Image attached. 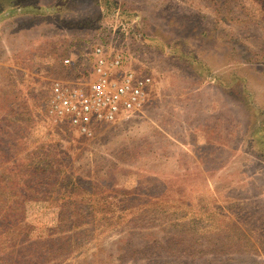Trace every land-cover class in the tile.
Returning <instances> with one entry per match:
<instances>
[{"label": "rangeland", "instance_id": "rangeland-1", "mask_svg": "<svg viewBox=\"0 0 264 264\" xmlns=\"http://www.w3.org/2000/svg\"><path fill=\"white\" fill-rule=\"evenodd\" d=\"M99 45L155 87L85 136L49 101L89 83ZM258 130L264 0H0V264H264ZM109 199L107 221L59 224Z\"/></svg>", "mask_w": 264, "mask_h": 264}, {"label": "built area", "instance_id": "built-area-1", "mask_svg": "<svg viewBox=\"0 0 264 264\" xmlns=\"http://www.w3.org/2000/svg\"><path fill=\"white\" fill-rule=\"evenodd\" d=\"M93 78L88 84L53 85L49 113L67 121L81 135L91 136L93 126L115 123L140 112L154 87L152 78L133 69L122 75L128 58L122 51L109 50L103 45L94 49ZM70 64V60H65Z\"/></svg>", "mask_w": 264, "mask_h": 264}, {"label": "trees", "instance_id": "trees-1", "mask_svg": "<svg viewBox=\"0 0 264 264\" xmlns=\"http://www.w3.org/2000/svg\"><path fill=\"white\" fill-rule=\"evenodd\" d=\"M264 131H257V132H253V138H255L256 140V143L259 144V152H255L256 154H258V159L262 162H264V142L262 140V135H263ZM251 155L255 158V156L251 153ZM52 171V170H51ZM79 185L81 186L82 184L79 183ZM72 186H75V184H67L65 189L66 190H70L72 189ZM121 198H123V196H120ZM122 200H113V199H109V200H103V203L106 204L104 208L108 207L109 206V209H111V212H108L106 214V216H103L102 218L100 217H96L95 214H87L86 216L83 214V215H80V217H74L73 214H70L67 219L65 220V212H61L60 215H59V218H58V221H59V224L61 225V227L64 225L65 221L68 222V224L70 225V230L73 232L75 229L77 230L78 228H82V227H85L86 225H89L87 224L88 222H84L86 219L90 220V224H97V223H101L103 221H107L108 219H110V217H112V215H114V212L112 210V208L117 204V208L120 206V202ZM65 204H73V203H65ZM65 204H63V207L65 206ZM103 204V205H104ZM103 208V209H104ZM115 208V209H117ZM105 215V214H104ZM67 227V226H65ZM33 236L28 232V231H24V234L23 236L20 238V243L19 245L17 246V256L20 258L21 257V254L22 252H24V250H28L29 248H31V242L33 241ZM36 239L34 240L35 243H46L48 242L49 240H51L52 238H50V236H37L35 237ZM73 238V237H72ZM144 253V251H142ZM130 253H123L121 256H120V259L121 262L122 260H124L127 256H129ZM26 256V255H25ZM23 256V257H25ZM18 258V259H19ZM28 261L25 262V264H27Z\"/></svg>", "mask_w": 264, "mask_h": 264}, {"label": "crops", "instance_id": "crops-1", "mask_svg": "<svg viewBox=\"0 0 264 264\" xmlns=\"http://www.w3.org/2000/svg\"><path fill=\"white\" fill-rule=\"evenodd\" d=\"M154 87H155V85H154ZM154 87L152 88V90H151V92H150V94L153 92V90H154ZM150 94H149V97H150ZM149 97H148V99H149ZM148 102V101H147ZM147 104V103H146ZM146 106V105H145ZM144 106V107H145ZM143 110V109H142Z\"/></svg>", "mask_w": 264, "mask_h": 264}]
</instances>
